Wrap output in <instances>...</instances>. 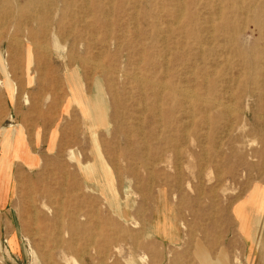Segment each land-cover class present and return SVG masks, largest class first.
Instances as JSON below:
<instances>
[{
    "label": "rangeland",
    "instance_id": "374dc122",
    "mask_svg": "<svg viewBox=\"0 0 264 264\" xmlns=\"http://www.w3.org/2000/svg\"><path fill=\"white\" fill-rule=\"evenodd\" d=\"M0 56V264H264L234 213L264 187V0H0ZM73 70L121 216L71 155Z\"/></svg>",
    "mask_w": 264,
    "mask_h": 264
},
{
    "label": "bare ground",
    "instance_id": "6f19581e",
    "mask_svg": "<svg viewBox=\"0 0 264 264\" xmlns=\"http://www.w3.org/2000/svg\"><path fill=\"white\" fill-rule=\"evenodd\" d=\"M54 41H55V44H57L55 37H54ZM27 55H28L27 61H29L30 60L29 53H27ZM0 60H1V56H0ZM81 61H84V60H81ZM66 77H67V82L69 85L68 88H69V95L71 97L70 99H72L76 103L77 108L79 109V114L81 115V117H83V122L86 124V127L89 128L90 130L89 136H90V140L92 143V146L90 144V147H91V154H93V158L90 162L83 163L79 160V156L76 154V150L75 152L73 151L72 153L71 152L70 153L72 157L76 159V164L78 166V169L80 170V173L84 176L85 181H88L92 184H96L97 186L105 190L107 194L109 193L108 195L110 198H108V200L110 199L111 205L115 209L114 211H116L117 213H120V216H121L122 208H120L121 205L118 204V202L120 201H118L117 197L116 198L118 202L116 201V199L114 198L115 196L113 197V193L111 190V186L113 187V181L111 182V180H113L111 176V171H110L111 169L108 167V165L106 164L101 154L99 140L96 135L97 132L93 129L94 127L99 126L107 130V127L109 124L108 119H107V109L109 105L106 100V94L104 92L103 85L100 82L96 83L93 94L86 95L85 93H83V91L80 88V84L78 81V75L75 70L69 72L66 75ZM11 87L14 88V85H12ZM10 143L12 144L10 145ZM10 143H7L5 145V152L9 153L10 151L14 150L15 154L18 157H20L22 160H24L27 163L31 162L32 160L31 156L26 150V147L23 141L18 143L14 138V141ZM160 199L162 201V206H165V205L167 206V204L165 203L166 199L163 200V195H161ZM234 213L238 220L239 228H243L244 226L245 230H247L246 227L248 226L249 236L253 238V240H255L254 242L257 243V246H256L257 249L260 250L262 257H264V187L261 188L259 186L258 188L257 186H253L252 190L249 191V193L246 195L244 200L236 206ZM165 216L167 217L166 214ZM243 232H246V231L243 230ZM59 238H61V235Z\"/></svg>",
    "mask_w": 264,
    "mask_h": 264
},
{
    "label": "crops",
    "instance_id": "0c3cea01",
    "mask_svg": "<svg viewBox=\"0 0 264 264\" xmlns=\"http://www.w3.org/2000/svg\"><path fill=\"white\" fill-rule=\"evenodd\" d=\"M2 104V102H0ZM18 157V156H17ZM21 159V158H20ZM22 160V159H21Z\"/></svg>",
    "mask_w": 264,
    "mask_h": 264
}]
</instances>
